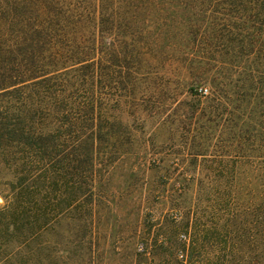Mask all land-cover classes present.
Wrapping results in <instances>:
<instances>
[{
  "label": "trees",
  "instance_id": "1",
  "mask_svg": "<svg viewBox=\"0 0 264 264\" xmlns=\"http://www.w3.org/2000/svg\"><path fill=\"white\" fill-rule=\"evenodd\" d=\"M169 67L184 87H211L248 154L264 112V0H0V225L32 239L65 216L95 219L126 117L166 89ZM192 198L180 192L164 220L193 262L222 250V195L212 212ZM133 204L138 218L149 209Z\"/></svg>",
  "mask_w": 264,
  "mask_h": 264
},
{
  "label": "rangeland",
  "instance_id": "2",
  "mask_svg": "<svg viewBox=\"0 0 264 264\" xmlns=\"http://www.w3.org/2000/svg\"><path fill=\"white\" fill-rule=\"evenodd\" d=\"M168 69L159 75L166 89L126 117L130 137L99 185L97 217L65 216L32 239L0 225V264H264V112L246 136V154L225 132L211 87L196 80L184 87ZM182 191L209 212L222 195V250L206 247L193 262L188 252L175 254L179 241L164 220ZM141 196L149 209L138 218L133 203Z\"/></svg>",
  "mask_w": 264,
  "mask_h": 264
}]
</instances>
